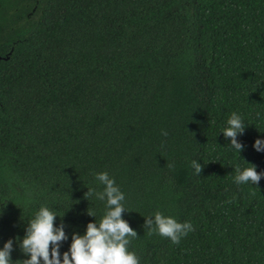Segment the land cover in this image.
Returning <instances> with one entry per match:
<instances>
[{
	"label": "trees",
	"instance_id": "16d2710c",
	"mask_svg": "<svg viewBox=\"0 0 264 264\" xmlns=\"http://www.w3.org/2000/svg\"><path fill=\"white\" fill-rule=\"evenodd\" d=\"M233 112L240 155L221 133ZM256 139L264 0H0V249L13 239L14 264L41 205L65 225L61 260L99 223L106 202L85 193L101 172L125 194L139 264H264V177L234 182L237 165L264 172ZM156 211L194 231L149 236Z\"/></svg>",
	"mask_w": 264,
	"mask_h": 264
},
{
	"label": "clouds",
	"instance_id": "9594fccd",
	"mask_svg": "<svg viewBox=\"0 0 264 264\" xmlns=\"http://www.w3.org/2000/svg\"><path fill=\"white\" fill-rule=\"evenodd\" d=\"M245 128L241 116L233 112L227 120V127L221 132L230 140L229 146L239 155L244 145L238 141V136L243 135ZM162 134L166 136L167 132ZM253 148L257 152L264 151V140L256 139ZM250 165L244 168L236 166V184H259L264 172H257L256 166ZM167 166L170 169L173 167L171 163ZM191 167L196 175L203 171V165L196 160L191 162ZM95 179L103 185V190L87 188L85 197L94 196L97 200L106 202V209L99 223L96 220L89 222L83 235L73 233L69 250L63 253L61 260V244L68 240L65 225L62 222L56 227V212L47 205H41L33 218L27 222L22 240L17 238L23 255L28 258L17 260L15 264H139L136 253L129 251L131 240L136 239L138 234L122 216L128 212L124 207L125 194L107 172L97 173ZM252 195H255V192ZM88 215L95 218L92 212L88 211ZM144 228L149 236L158 234L177 245L182 237L194 231L191 222H179L160 211L145 218ZM13 250V239H9L0 249V264H14L11 258Z\"/></svg>",
	"mask_w": 264,
	"mask_h": 264
}]
</instances>
